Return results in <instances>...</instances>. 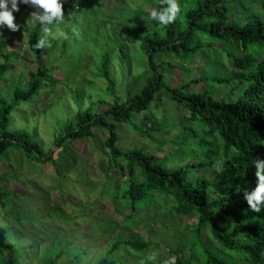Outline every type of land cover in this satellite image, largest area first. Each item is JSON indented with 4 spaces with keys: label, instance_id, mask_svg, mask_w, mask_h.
I'll return each mask as SVG.
<instances>
[{
    "label": "rangeland",
    "instance_id": "rangeland-1",
    "mask_svg": "<svg viewBox=\"0 0 264 264\" xmlns=\"http://www.w3.org/2000/svg\"><path fill=\"white\" fill-rule=\"evenodd\" d=\"M156 2L85 1L78 6L74 21L55 24L54 35L50 37L54 48L41 57L29 50L19 24V20H25L32 27L29 18L35 9L21 4L20 11L14 13L18 29L0 27V70L4 68V75L0 77L1 98L9 102L14 90L25 88L29 74L37 68L53 69L50 78L54 83H46L39 93L14 108L8 126L10 131H24L29 142L44 153L53 152V163L31 162L14 150L0 158V193L7 194L5 212L0 209V226L11 231L9 239L20 248L22 264H49L61 250L63 258L56 264H67L74 256L79 261L75 264H98L114 243L128 240L144 242L149 249L119 248L112 257L119 264H166L171 256L182 262L201 264V246L193 239L194 214L178 216L168 212L165 208L171 202L165 203L160 197L137 203L133 213L124 206L119 197L127 179L107 168L103 148L106 132L97 129L91 139L68 142L61 148L54 146L65 130L64 124L78 110L102 114L114 102H124L128 94H136L144 87L150 77L147 58L140 42L122 29L150 25V12ZM178 2L180 12L175 22L181 28L185 24L184 14L196 5L195 0ZM240 3V12L232 13L234 22L243 24L248 16V19H264L261 0H240ZM73 27L78 29V36L72 33ZM59 30L67 32L69 38L58 36ZM157 32L163 36L162 28ZM201 44L195 57L185 64L173 55L159 54V72L171 87H179L196 77L205 78L200 84H190L186 90L213 91L216 99H232L228 88L213 87L210 79L227 75L228 53L235 55L238 49L228 44L222 51L213 47V42L211 46L202 41ZM120 47L126 53L125 58L119 52ZM104 60L114 81L112 89L100 77ZM146 115L153 119L145 120ZM188 117L186 110L160 93L147 111L132 117L130 124H115L118 147L124 152L144 149L167 169L184 167L196 161L199 151L195 142L177 145L182 127L190 126L201 137L208 136L200 121H189ZM148 122L155 123L158 132L151 138L137 129L142 124L148 126ZM214 170L193 172L199 177L213 178ZM126 215H131V219L126 220ZM200 240L206 248H218L207 231L200 233ZM195 243L196 251H189ZM154 252L158 253L155 261L149 259Z\"/></svg>",
    "mask_w": 264,
    "mask_h": 264
},
{
    "label": "trees",
    "instance_id": "trees-1",
    "mask_svg": "<svg viewBox=\"0 0 264 264\" xmlns=\"http://www.w3.org/2000/svg\"><path fill=\"white\" fill-rule=\"evenodd\" d=\"M85 1L91 0H66L64 20L74 21L78 6ZM236 1L195 0V9L184 14L185 24L181 28L176 22L163 26L152 18L148 26L123 27V33L140 42V49L147 58L150 77L146 84L138 93L128 94L124 102H114L102 114L78 110L73 119L66 121L64 132L54 143L61 148L68 142L93 138L94 130L106 132L103 148L107 168L125 175L127 179L119 197L124 206L133 213L137 203L150 199L155 201L160 197L165 203L167 200L171 202L165 208L168 212L178 216L194 214L193 239H197L201 246V264H264V211L253 212L243 193L245 189L256 187L255 162L264 161V19H248V16L243 24L234 22L232 13H239L242 5L240 0ZM261 1L264 14V0ZM166 4L167 0H157L154 8ZM232 4L234 6L231 7ZM19 24L28 40L29 50L35 56L41 57L53 50L54 43L44 49L34 47L43 35L39 24L28 27L25 20H19ZM54 26L51 27L54 29ZM159 28L163 29V36L158 35ZM201 41L207 46L213 42V47L222 51L228 44L238 49L239 53L235 55L228 53L230 66L227 75L210 79L213 87L228 88L232 99H216L213 91L194 93L186 90L190 84H200L205 78L196 77L179 87H171L159 72V54L173 55L185 64L202 48ZM119 52L122 58L126 57L122 47ZM107 65L106 60L101 63L100 77L112 89L114 81L109 76ZM52 71V68L41 66L29 74L25 88L14 90L9 102L0 97V158L9 150H14L21 152L28 161L53 163V152L44 153L29 142L24 131H10L8 127L14 108L39 93L46 83H54L50 78ZM3 75L2 67L0 77ZM160 93L186 110L189 121H200V126L206 129L208 135L207 138L201 137L192 127H182L177 145L195 142L199 154L196 161L178 169L160 165L156 157L144 149L124 152L118 147L115 124H130L132 117L147 111ZM144 119L153 118L149 115ZM154 125L153 122L149 126L142 124L137 129L151 138L153 133H158ZM211 168H215L213 178L196 176ZM195 170L198 173L193 172ZM6 195L0 193V209L3 212L7 207ZM125 217L126 220L131 219V215ZM204 231L208 232L218 248L204 247L200 240V233ZM10 233L7 227L0 226V264H22L20 248L9 239ZM196 244L189 251L195 252ZM122 247L149 249L144 242L118 241L98 264H119L112 257ZM63 255L61 250L49 264H56ZM71 258L67 264L79 263L77 256ZM176 264L191 263L177 259Z\"/></svg>",
    "mask_w": 264,
    "mask_h": 264
},
{
    "label": "clouds",
    "instance_id": "clouds-1",
    "mask_svg": "<svg viewBox=\"0 0 264 264\" xmlns=\"http://www.w3.org/2000/svg\"><path fill=\"white\" fill-rule=\"evenodd\" d=\"M66 0H0V27L6 26L8 29L15 31L19 25L15 22L16 17L14 13L20 11V5H28L35 9L31 13L29 20L33 24H39L42 27L43 35L37 40L34 45L37 49H44L51 47V39L54 35L53 24L59 25L64 22L65 12L64 4ZM180 12V5L178 0H167V4L161 8H153L150 16L163 26H168L174 23ZM72 33L79 35L78 29L73 27ZM58 36L68 39V33L59 30ZM255 175L258 178L257 185L251 190L245 189L243 191L244 197L250 209L253 212L260 213L264 211V161L257 160ZM158 253L154 252L149 259L155 261ZM177 258L171 256L166 261V264H176Z\"/></svg>",
    "mask_w": 264,
    "mask_h": 264
},
{
    "label": "built area",
    "instance_id": "built-area-1",
    "mask_svg": "<svg viewBox=\"0 0 264 264\" xmlns=\"http://www.w3.org/2000/svg\"><path fill=\"white\" fill-rule=\"evenodd\" d=\"M149 126V125H148Z\"/></svg>",
    "mask_w": 264,
    "mask_h": 264
}]
</instances>
